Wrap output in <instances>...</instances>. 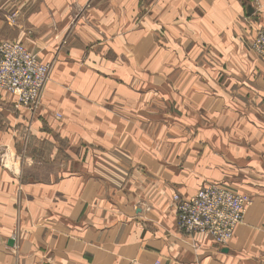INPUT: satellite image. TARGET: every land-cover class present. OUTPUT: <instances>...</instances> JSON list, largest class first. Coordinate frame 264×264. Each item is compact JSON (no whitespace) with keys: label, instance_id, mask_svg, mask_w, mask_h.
Wrapping results in <instances>:
<instances>
[{"label":"crops","instance_id":"0c3cea01","mask_svg":"<svg viewBox=\"0 0 264 264\" xmlns=\"http://www.w3.org/2000/svg\"><path fill=\"white\" fill-rule=\"evenodd\" d=\"M260 30L264 0H0L51 64L34 110L0 89V264H264ZM206 184L252 199L223 246L176 225Z\"/></svg>","mask_w":264,"mask_h":264},{"label":"built area","instance_id":"2783aa9c","mask_svg":"<svg viewBox=\"0 0 264 264\" xmlns=\"http://www.w3.org/2000/svg\"><path fill=\"white\" fill-rule=\"evenodd\" d=\"M250 48L264 60V31H257ZM50 70V63L40 62L21 43L0 40V89L15 97L16 106L32 110L38 107ZM173 200L179 231L209 235L222 246L229 241L250 204L247 196L218 185H205L187 198L174 195Z\"/></svg>","mask_w":264,"mask_h":264},{"label":"rangeland","instance_id":"374dc122","mask_svg":"<svg viewBox=\"0 0 264 264\" xmlns=\"http://www.w3.org/2000/svg\"><path fill=\"white\" fill-rule=\"evenodd\" d=\"M206 185H215V184H206ZM205 186V185H204ZM219 186V185H218ZM223 187V186H222ZM224 188H226V189H228L227 187H224ZM230 190V189H229ZM230 191H232V190H230ZM232 192H234V191H232ZM234 193H237V192H234ZM237 194H239V193H237ZM241 195H245V194H241ZM245 196H247L248 198H249V200H250V204L247 206V208L252 204V199L248 196V195H245ZM247 208H246V210H247ZM246 212V211H245ZM244 215H245V213H244ZM244 215H243V217H244ZM243 220V219H242ZM242 222V221H241ZM240 222V223H241Z\"/></svg>","mask_w":264,"mask_h":264}]
</instances>
